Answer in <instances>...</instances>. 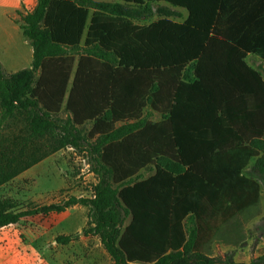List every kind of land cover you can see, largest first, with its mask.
I'll return each mask as SVG.
<instances>
[{
  "label": "trees",
  "instance_id": "1",
  "mask_svg": "<svg viewBox=\"0 0 264 264\" xmlns=\"http://www.w3.org/2000/svg\"><path fill=\"white\" fill-rule=\"evenodd\" d=\"M119 1L150 10L167 2L188 17L174 21L180 11L158 7L163 17L143 25L118 2L38 0L20 22L31 66L7 75L0 61V119L30 107V130L42 135L67 99L75 125L93 123L112 183L101 179L89 201L19 209L0 199V227L90 204L95 229L85 233L115 264H246L204 247L237 234V215L260 196L243 170L255 159L264 176V79L246 61H264V0ZM147 106L162 120L141 118ZM35 163L0 153V187ZM150 165L154 174L141 178ZM249 264H264V252Z\"/></svg>",
  "mask_w": 264,
  "mask_h": 264
},
{
  "label": "rangeland",
  "instance_id": "2",
  "mask_svg": "<svg viewBox=\"0 0 264 264\" xmlns=\"http://www.w3.org/2000/svg\"><path fill=\"white\" fill-rule=\"evenodd\" d=\"M95 1L118 2L125 9L132 12L130 18L135 23L143 25L150 24L163 17L158 14V7L179 9L168 3H152L150 6L152 9L150 10L145 6L119 0ZM178 11L182 13V17H169V19L184 21L188 16L187 12L183 9ZM23 15L24 13L20 15L19 22L23 21ZM22 35L23 33L17 29L10 28L6 31L5 47L0 46L3 70L7 75L10 74L7 64L14 62L18 57L20 59L19 68L30 66L29 58H32L33 55L31 52L32 46L25 45L24 36ZM0 41H2V38H0ZM26 55H28V61H25ZM246 61L258 70L264 78V61L261 58L248 55ZM38 75L39 73H37V77ZM66 101L67 99L62 111L53 116L57 119L58 126H54L50 132H45L42 135L33 133L30 130L32 117L30 107L22 112L17 111L13 116L7 113L0 119V153L10 154L15 151L23 156L25 162L36 160L34 165L0 187V199L9 200L11 203L16 204L19 209H28L51 203H64L71 198L89 201L94 197L95 189L101 179L106 183H112L109 172L101 164L100 139L89 136L93 123L87 122L83 125H75L66 109ZM141 118H144L147 122H159L162 120V114L153 110L151 106H147L143 110ZM255 163L256 160L253 159L244 168L243 174L246 176L254 174L259 182V200L248 205L241 215H237L242 223V227L237 230L239 231L237 234L231 233L220 238L214 236L213 239L209 240L204 247L207 254L214 257H224L226 254H230L236 262L249 264L264 252V176H256ZM154 172L153 165H150L141 171V178H147ZM113 186L115 185L113 184ZM118 209L123 215V209L119 205ZM72 212L79 215V221L70 228L66 227L65 224L68 212H59L55 215V219L59 221L61 227L72 231L82 228L93 232L95 226L92 216L93 209L90 204L88 206L79 204L76 210H72ZM237 217L232 220L238 219ZM129 221L130 217H126L125 223L127 224ZM61 235L65 236L66 234ZM61 235L59 236L61 237ZM71 235L75 236L76 240L79 239L76 233ZM48 239L37 243V246H43L41 257H58L60 264H71L68 260L70 244L56 242L58 239L56 236L53 239ZM91 245H96L95 238H92ZM104 256L103 252L99 250L91 255L93 259L106 261L105 263L109 264L111 260Z\"/></svg>",
  "mask_w": 264,
  "mask_h": 264
},
{
  "label": "crops",
  "instance_id": "3",
  "mask_svg": "<svg viewBox=\"0 0 264 264\" xmlns=\"http://www.w3.org/2000/svg\"><path fill=\"white\" fill-rule=\"evenodd\" d=\"M37 2L38 0H0V38H2L0 46L3 48L5 47L6 31L10 28H15L23 33L19 17L22 13L25 15L28 12H31L36 7ZM174 8L183 9L177 6H174ZM183 10L188 14L186 9ZM22 36H24V34ZM24 42L25 45H31L25 36ZM31 52L33 53V47ZM16 59L17 60L14 62H10L11 65L10 63L7 64L10 74L30 67L33 61V55L32 58H29L30 66L28 67L23 66L19 68L20 59L19 57ZM26 60L28 61V55L25 56V61ZM0 61L2 63L1 53ZM166 90H168L167 94L170 92V89L165 87L164 95L166 94ZM164 105H170L168 99ZM77 205H73L64 211H60V213L68 212V217L65 221V224L67 225L66 227L68 228L75 226L79 221V215L72 212V210H76ZM57 213H59V211L28 215L22 217L16 223L0 227V264H60L58 257L52 256L51 258H42L43 246H41L42 248L37 246L38 242H42L44 239L48 238L53 239L55 236L58 238L56 242L70 244V256L68 260L71 264H107L105 263L106 261H97L91 257L92 253H95L97 250L103 252L105 255L104 257L111 260L109 264H115L98 235L86 234L85 229L82 228L74 231L64 229L60 226L59 221L55 219ZM72 233H76L77 236H79V239L76 240V237L71 235ZM61 234L66 235L64 236ZM59 235H61V237H69V240L67 242H61L59 241ZM92 238H95V246L91 245Z\"/></svg>",
  "mask_w": 264,
  "mask_h": 264
}]
</instances>
